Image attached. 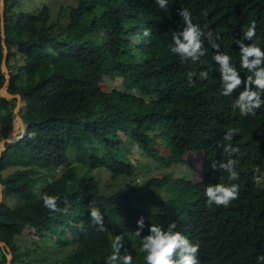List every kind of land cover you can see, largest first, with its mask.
Returning <instances> with one entry per match:
<instances>
[{"label": "trees", "instance_id": "obj_1", "mask_svg": "<svg viewBox=\"0 0 264 264\" xmlns=\"http://www.w3.org/2000/svg\"><path fill=\"white\" fill-rule=\"evenodd\" d=\"M60 1L3 0L7 92L25 102L26 126L0 157V264L8 255L9 264H106L117 232L121 257L130 253L132 264H145L141 247L127 248L141 244L155 223L165 230L174 223L173 231L199 243L200 264H257L264 255V106L249 116L232 108L243 88L221 95L206 40L207 54L195 63L170 45L184 27L179 10L187 9L246 78L251 73L241 67L233 38L255 21L256 36L245 44L264 50V0H168L164 10L155 0ZM2 59L0 33V89ZM201 71L207 79H199ZM189 72L197 74L193 87ZM116 77L124 91L107 89L105 78ZM15 105L0 94V142L12 130ZM229 129H238L231 142L224 140ZM228 143L239 149L231 157L223 151ZM134 145L135 162L128 157ZM70 151L74 164L65 166ZM230 158L238 161L237 180L212 167ZM77 165L91 176H80ZM177 165L194 179L170 173ZM54 170L62 172L51 178ZM217 183L239 186L227 207L206 202V187ZM44 194L58 197L60 212L43 206ZM93 208L103 230L91 220ZM46 241L62 254L47 256Z\"/></svg>", "mask_w": 264, "mask_h": 264}, {"label": "clouds", "instance_id": "obj_2", "mask_svg": "<svg viewBox=\"0 0 264 264\" xmlns=\"http://www.w3.org/2000/svg\"><path fill=\"white\" fill-rule=\"evenodd\" d=\"M156 5L164 10L168 8V0H155ZM179 16L183 21V29L172 34V44L170 51L178 55L183 61L191 60L193 63L198 62L201 57L207 54L204 41L206 40L214 50L212 55L213 61L219 66L220 80L222 85L221 95L228 97L238 89V96L232 104L233 109H238L241 116L255 115L256 110L264 106V50L255 43L245 44V41H253L256 36V22L251 21L243 29L242 36L233 42L240 50V65L243 69L251 73L246 78H242L240 72L232 64V58L220 51V45L216 42L218 37H213L211 31H204L198 25L192 22V15L187 9H180ZM144 37L151 36V29H144ZM196 73L189 72L188 86H194L193 77ZM201 80L208 78V72L201 71L198 73ZM238 129H229L224 135V140L231 142ZM35 133H31L29 138H34ZM223 151L229 157L239 152L238 148L232 147L231 143L223 147ZM238 163L235 159H228L226 162L219 164L213 163L212 167L216 170L226 172L228 180H237L239 178L235 166ZM178 166V165H177ZM256 181L261 180V176H256ZM239 186L237 184H220L209 185L205 189V196L209 206H224L238 198ZM43 206L52 213L60 212L58 207V197L44 194L41 197ZM91 220L99 226L100 230L104 229L103 216L98 209L93 208L90 212ZM144 228L143 217L137 220V229L134 235L140 236ZM174 223H170L168 228L162 229L158 224L149 226V234L143 236L141 250L146 253L145 264H200L198 255L200 250L199 243L191 242L185 235L173 231ZM124 246V238L116 235L113 239V252L107 257L106 264H132L133 256L126 253L121 257L120 250ZM257 264H264V255L257 257Z\"/></svg>", "mask_w": 264, "mask_h": 264}, {"label": "rangeland", "instance_id": "obj_3", "mask_svg": "<svg viewBox=\"0 0 264 264\" xmlns=\"http://www.w3.org/2000/svg\"><path fill=\"white\" fill-rule=\"evenodd\" d=\"M36 2H38V3H40V2H45L46 0H35ZM70 3H72V0H61L60 1V4L59 5H67V4H70ZM73 4H74V2H73ZM58 5V6H59ZM57 8V7H56ZM56 9H55V12L54 13H56ZM105 82L107 83V89L108 90H112V89H117V90H119V91H124L125 90V88H126V85L125 84H122V79L120 78V77H116V78H113V79H110V78H105ZM132 92H134L135 94H137V95H140L139 94V92L137 91V90H132ZM143 98H145L146 100H148L149 98H147L146 96H142ZM19 104V108H20V112L19 113H23V108H24V105L23 104H21L20 102L18 103ZM14 114V118H15V116H16V114L15 113H13ZM0 127H1V124H0ZM138 155H139V153H138V149H137V146L136 145H134L133 147H132V149H131V154H128V157L130 158V159H132L134 162L136 161V159H135V157H138ZM66 164H74V161H73V157H72V152L70 151L69 152V154L67 155V157H66V160H65V166H67ZM148 165H150V164H148ZM78 166V168H77V173L80 175V176H82V177H89V176H91V171L89 170V169H86V168H83V167H80L79 165H77ZM44 172V171H43ZM61 170H59V171H56V170H54L53 172H51L50 173V177L51 178H55V177H57L59 174H61ZM170 173H172L173 175H175V176H180V177H187L188 179H191V180H193L194 179V176H193V174L192 175H190V171H188V168L186 167V166H184V165H179V166H176V167H174V168H172L170 171H169ZM95 174V173H94ZM138 181H141V177H139L138 179H137ZM47 183V181H43L41 184H40V186L37 188V192L45 185ZM141 206L145 209V210H147V211H149V212H152V211H155V209H154V207L153 206H151V205H149V204H147V203H143V204H141ZM157 211H158V208L156 209ZM155 224H157V223H155ZM28 232H29V230L28 229H26V230H24V234H28ZM118 234H116V235H120V234H122L121 232H117ZM116 235H114V236H116ZM70 236V235H69ZM29 242V241H28ZM27 242V243H28ZM47 242V248H50V250L47 252V256H52L51 258H54L55 256H58V255H60V254H62V253H60V254H58V255H55V254H57V252H58V250L59 249H61L60 247H58L57 248V246H55V244H54V242L53 241H46ZM135 246H139V249H140V247H141V244H139V245H133V246H131V247H128L127 249H129V250H131V249H133V247H135ZM131 248V249H130ZM55 249L57 250L56 252H55ZM138 249V250H139Z\"/></svg>", "mask_w": 264, "mask_h": 264}, {"label": "water", "instance_id": "obj_4", "mask_svg": "<svg viewBox=\"0 0 264 264\" xmlns=\"http://www.w3.org/2000/svg\"><path fill=\"white\" fill-rule=\"evenodd\" d=\"M0 33H1V37H2V42H3V59L1 62V68H2V72L5 75V82L3 87L0 89V94L1 96L11 99V98H15L16 99V105L14 108V113L16 114L15 118L13 119V127L12 130L10 131V133L7 135L6 138H4L3 140H1L0 142V157L2 152L6 149V144L9 142H13L18 140L24 133V128L26 126V124L24 123L23 119L21 118V114L20 112V106H19V102L23 105H25V102L21 100L20 95H12L10 93L7 92V85L9 82V71L6 67V57H7V48L6 45L4 43V3L3 0H0ZM3 200V195H2V185L0 184V204ZM5 246L4 243H0V247ZM12 256L8 255L7 256V262L6 264H9L11 261Z\"/></svg>", "mask_w": 264, "mask_h": 264}]
</instances>
